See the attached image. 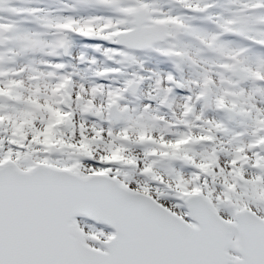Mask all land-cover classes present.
Instances as JSON below:
<instances>
[{"label": "snow or ice", "instance_id": "snow-or-ice-1", "mask_svg": "<svg viewBox=\"0 0 264 264\" xmlns=\"http://www.w3.org/2000/svg\"><path fill=\"white\" fill-rule=\"evenodd\" d=\"M0 264H264V0H0Z\"/></svg>", "mask_w": 264, "mask_h": 264}]
</instances>
